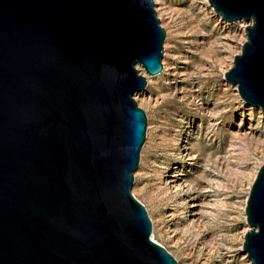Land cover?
Wrapping results in <instances>:
<instances>
[{
	"label": "water",
	"instance_id": "95a60500",
	"mask_svg": "<svg viewBox=\"0 0 264 264\" xmlns=\"http://www.w3.org/2000/svg\"><path fill=\"white\" fill-rule=\"evenodd\" d=\"M250 20L225 72L264 111V0H209ZM154 0H0V264H179L133 193L147 114L135 98L163 68ZM243 249L264 264V163Z\"/></svg>",
	"mask_w": 264,
	"mask_h": 264
},
{
	"label": "rangeland",
	"instance_id": "374dc122",
	"mask_svg": "<svg viewBox=\"0 0 264 264\" xmlns=\"http://www.w3.org/2000/svg\"><path fill=\"white\" fill-rule=\"evenodd\" d=\"M154 1L164 68H143L148 84L135 96L148 121L133 193L179 264H252L243 241L264 163V111L225 78L251 22L224 19L209 0Z\"/></svg>",
	"mask_w": 264,
	"mask_h": 264
},
{
	"label": "bare ground",
	"instance_id": "6f19581e",
	"mask_svg": "<svg viewBox=\"0 0 264 264\" xmlns=\"http://www.w3.org/2000/svg\"><path fill=\"white\" fill-rule=\"evenodd\" d=\"M239 21H244V22H251L252 23V18L250 19V20H244V19H239ZM250 24V23H249ZM248 25V24H247ZM246 25V26H247ZM138 68H139V70H140V72L142 73V72H144L145 70V68L141 65V64H138ZM144 68V69H143ZM229 82V81H228ZM231 83V82H230ZM234 85H236L237 86V84H234ZM136 94H137V92L135 93V96H136ZM249 105H251V104H249ZM251 106H254V105H251ZM256 107V106H255ZM259 108H261L260 106H258ZM262 109V108H261ZM136 171V170H135ZM134 176H135V172H134ZM172 182H173V188H177L178 187V183L177 182H175V180H172ZM132 190H133V187H132ZM194 221H200V217L198 216V215H194L193 216V218H192ZM193 222V221H192ZM250 228V227H249ZM246 232H244V234H245ZM244 252H246L245 250H243ZM251 259V258H250Z\"/></svg>",
	"mask_w": 264,
	"mask_h": 264
}]
</instances>
